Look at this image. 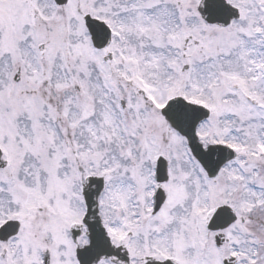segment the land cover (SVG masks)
I'll list each match as a JSON object with an SVG mask.
<instances>
[{"label":"snow or ice","instance_id":"snow-or-ice-1","mask_svg":"<svg viewBox=\"0 0 264 264\" xmlns=\"http://www.w3.org/2000/svg\"><path fill=\"white\" fill-rule=\"evenodd\" d=\"M0 264H264V0H0Z\"/></svg>","mask_w":264,"mask_h":264}]
</instances>
